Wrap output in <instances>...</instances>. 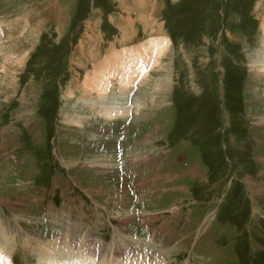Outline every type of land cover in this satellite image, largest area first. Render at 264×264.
I'll use <instances>...</instances> for the list:
<instances>
[{
    "label": "rangeland",
    "instance_id": "obj_1",
    "mask_svg": "<svg viewBox=\"0 0 264 264\" xmlns=\"http://www.w3.org/2000/svg\"><path fill=\"white\" fill-rule=\"evenodd\" d=\"M263 38L264 0H0V264H264Z\"/></svg>",
    "mask_w": 264,
    "mask_h": 264
},
{
    "label": "bare ground",
    "instance_id": "obj_2",
    "mask_svg": "<svg viewBox=\"0 0 264 264\" xmlns=\"http://www.w3.org/2000/svg\"><path fill=\"white\" fill-rule=\"evenodd\" d=\"M149 41L145 45H141L140 52H142V54H143L146 51V49L150 48V49H152L151 53L154 52V53L158 54L160 52L158 50L160 45L159 46L157 45L158 47H156V41L155 40L151 39ZM163 42H164V40H163ZM259 51L261 52V54H259V53L257 54V61L255 62V64L256 65L258 64V65H260V67L264 68V38L262 40V47L260 48ZM129 52H131V51L120 52L116 56L114 55L115 57H113V56L109 57L108 59H106L104 61L103 64H101L102 65L101 69L98 72H96V74L92 75V78H90L91 76L88 75L89 77H87V79L85 81V85H84L86 87L85 92H87L86 93L87 95L86 94L85 95L90 96L93 94H96V95L99 94L101 97H99L98 99H95L96 97L93 98V96L88 98V99L84 98L82 101V103L84 104L83 106H85V107L87 106L88 109H90V110L94 111L95 113L100 114L106 118H109V117H112V116L118 115V114H123L124 112H126L128 110V107L125 108L124 106H122V102L118 103L117 99L123 98L124 94L127 93V91L129 90L128 87H129L130 83L132 84L134 78L136 76H138V74H139V71L135 70L134 63L132 62V59H134L133 54H135V53L132 54ZM163 52H164V50H163ZM123 63L125 64V67H123L119 70H113L114 74L116 72L117 77H114L115 75L110 76L111 75L110 71L107 75H102L103 69L105 70L106 68H109V65L111 66V64H112V67L114 69H116L117 65L121 67ZM110 77L118 78V81H120V82H119L117 87L113 88V87L108 86V82H109ZM88 78H90V80ZM93 91H94V93L91 94V92H93ZM126 95H128V94H126ZM75 121L80 122L81 120L79 121V119H75ZM2 241H4V239ZM48 254H50V255H48ZM48 254L46 256H44V258L48 257L47 258V262H48L47 264H59V263L60 264H65V263L69 264V262H68V260L70 259L69 255L67 256L65 253H62L60 251V249L59 250L54 249L53 253H48ZM59 258H60V260H59ZM73 262H74L73 264H80L79 262H82V261H79V262L73 261Z\"/></svg>",
    "mask_w": 264,
    "mask_h": 264
}]
</instances>
